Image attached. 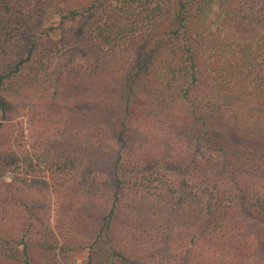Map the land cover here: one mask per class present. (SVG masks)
I'll use <instances>...</instances> for the list:
<instances>
[{
    "label": "trees",
    "instance_id": "trees-1",
    "mask_svg": "<svg viewBox=\"0 0 264 264\" xmlns=\"http://www.w3.org/2000/svg\"><path fill=\"white\" fill-rule=\"evenodd\" d=\"M47 2L0 0V264H264V0Z\"/></svg>",
    "mask_w": 264,
    "mask_h": 264
},
{
    "label": "rangeland",
    "instance_id": "rangeland-1",
    "mask_svg": "<svg viewBox=\"0 0 264 264\" xmlns=\"http://www.w3.org/2000/svg\"><path fill=\"white\" fill-rule=\"evenodd\" d=\"M90 0H48L47 6L45 8V21L41 25L43 27L44 25L48 24L50 21H55L54 23H58L60 20V17L57 16V11L60 9V7H65V8H81L89 3ZM5 178L8 181H11L12 175L10 173H7L5 175ZM87 256V252L84 251L80 254V258L82 263H85Z\"/></svg>",
    "mask_w": 264,
    "mask_h": 264
}]
</instances>
